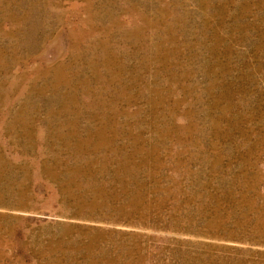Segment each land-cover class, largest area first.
Here are the masks:
<instances>
[{
	"label": "rangeland",
	"instance_id": "obj_1",
	"mask_svg": "<svg viewBox=\"0 0 264 264\" xmlns=\"http://www.w3.org/2000/svg\"><path fill=\"white\" fill-rule=\"evenodd\" d=\"M0 264H264V0H0Z\"/></svg>",
	"mask_w": 264,
	"mask_h": 264
}]
</instances>
